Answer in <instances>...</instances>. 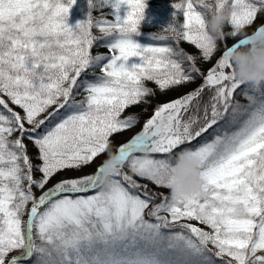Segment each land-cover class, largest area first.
<instances>
[{"label":"snow or ice","instance_id":"snow-or-ice-1","mask_svg":"<svg viewBox=\"0 0 264 264\" xmlns=\"http://www.w3.org/2000/svg\"><path fill=\"white\" fill-rule=\"evenodd\" d=\"M73 3L0 0V264H264V87H244L231 61L250 37L228 44L264 15V0H231L230 27L214 45L204 0H177L171 34L149 43L133 35L146 0H88L86 18L71 24ZM181 38L197 52L186 53ZM98 42L110 51L93 53ZM198 77L158 102L141 130L112 139L138 121L126 107L155 95L147 80L167 91ZM110 150L114 160L49 186ZM183 153L200 159L199 190L173 200L137 179L169 187Z\"/></svg>","mask_w":264,"mask_h":264},{"label":"clouds","instance_id":"clouds-1","mask_svg":"<svg viewBox=\"0 0 264 264\" xmlns=\"http://www.w3.org/2000/svg\"><path fill=\"white\" fill-rule=\"evenodd\" d=\"M204 2L213 5L206 12L203 31L207 43L214 45L222 37L225 25L231 21L234 4L231 3V0H221L219 5L214 4V0H204ZM167 25L163 26L159 32L171 34ZM244 36L250 37L249 42L232 50L230 53L231 61L236 77L245 84L259 89L264 86V28H258L251 33L244 34ZM115 155L116 153L110 150L106 159L114 160ZM174 168L172 183L169 186L171 199L176 200L181 194L200 189L204 177L201 174L199 157L188 153L178 154ZM113 171L114 168L109 163L100 178L103 188L110 186Z\"/></svg>","mask_w":264,"mask_h":264},{"label":"trees","instance_id":"trees-1","mask_svg":"<svg viewBox=\"0 0 264 264\" xmlns=\"http://www.w3.org/2000/svg\"><path fill=\"white\" fill-rule=\"evenodd\" d=\"M175 2H177V0H146V7L144 10V16L142 17L140 24H139V32L133 34L134 38L137 39L138 41H140L141 43L155 42V41H152L154 38L153 34L159 32L163 26H166L167 24H169L170 22L173 21V19H174L173 13L176 11L175 6H174ZM73 4L75 5L74 13H76L78 16L73 17L69 12L68 18L70 20L74 21V22H70L71 24H75V22L79 19L86 18V14L89 10L88 0H75V3H73ZM101 11L107 12V11H109V9L107 7L103 8V9H101V8H94L93 9L94 14H96V15H98ZM124 14H126V13H124ZM109 18H113V17L109 16ZM262 19H264V15L258 14L257 17L254 18L255 22L252 23L251 26H249L245 31L239 33L237 36L246 34V33L250 32L251 30H253V28L257 24L261 23ZM178 20L182 24V20H183L182 13L179 14ZM229 27H230V25L226 24L225 30H228ZM94 31L99 36V30L94 29ZM235 37L236 36L230 37L228 40V44H230V42ZM179 46L184 48L186 53H196L197 52V49L193 46V44L190 42H186L183 38H181V40L179 42ZM92 51H93V53H96V52H109L110 50L107 49L106 44L98 42L97 44H95L93 46ZM219 54L220 53L217 52L215 56H213L212 58H210L207 61H205L203 59H199L197 61L198 66L201 69H207L212 64V62L217 58V56ZM98 70L99 69H97V71ZM199 82H200V78L198 77V78L194 79V81L192 83H183L180 85L179 88H170L167 91H163V90H160L158 88V85L156 84V82L151 81V80H147L146 84L156 90L155 95H149L146 98L147 102H144V101L135 102L132 105L126 107L123 115L136 114L138 117V121L134 125L129 126V128L142 126L145 119L150 117L153 114L154 107L158 102L159 103L167 102L168 100L175 98V96L177 94H179L181 92H186L187 90L192 89ZM244 87H248V85L246 84V85H244ZM262 87H264V86H262ZM251 90L255 91L254 89H251ZM235 97H236V99L240 100L241 102H243L245 104L248 103L247 98L242 94V92L239 89L236 91ZM5 98L8 99L7 97H5ZM77 98H79V97H77ZM9 102H10L12 107L16 108L19 111V106L15 105L14 102H11V101H9ZM51 107H54V105ZM51 107H49L48 110H50ZM129 128L127 130H129ZM127 130H118L113 135L112 139L114 141H117L121 131L124 133ZM199 139H203V137L198 138V140ZM25 142L28 144L29 152L35 153L36 148L33 146L32 142L27 137H25ZM187 146H191V145H185V147H187ZM67 172H68V170L60 171L58 174H56L52 178V180H50V182L53 183L57 179H59L60 177H64V175ZM37 175H38V173H37ZM148 186L151 189H154V187H156V184L152 183V184H148ZM165 187L170 192V188L168 186H165ZM159 193H161V192H159ZM216 259L218 261V264H221L222 258L217 257ZM32 260H35V257Z\"/></svg>","mask_w":264,"mask_h":264},{"label":"rangeland","instance_id":"rangeland-1","mask_svg":"<svg viewBox=\"0 0 264 264\" xmlns=\"http://www.w3.org/2000/svg\"><path fill=\"white\" fill-rule=\"evenodd\" d=\"M74 10H75V5L73 4L72 6H71V8L69 9V12H70V14L73 16V17H77L78 15L76 14V13H74ZM68 22L70 23V22H74L73 20H70L69 18H68ZM258 25V24H257ZM243 38V36H239V37H237L236 39H242ZM236 39H234L233 41H232V43L236 40ZM19 110H21L20 108H19ZM48 111H51V109L50 110H48ZM47 113H44V114H42V115H46ZM141 127L142 126H140V127H131V128H129V130H127V131H125L124 133L121 131V133H120V135H119V137H118V140L117 141H120V140H126V139H128L129 137H131V135H133L135 132H137V131H139V130H141ZM41 130H43V129H41ZM115 150V149H114ZM106 156H107V153H104V154H101V155H98L95 159H94V161L93 162H91L90 164H88L87 166H85V167H82V168H79V169H76V168H71L64 176H72V175H77V174H83V173H90V172H92L105 158H106ZM137 179H139V180H142L143 181V183H145L146 185H148V184H155L154 182H152V181H150V180H147V179H145V178H141V177H137ZM58 180V179H57ZM54 183V182H53ZM52 183L50 182L49 183V186L51 185ZM165 189V186H162L159 190L160 191H163ZM155 190H156V188H155ZM34 191H36L37 192V194L39 193V191H40V189H38V188H36V189H34ZM166 193V192H165ZM166 195H169L170 196V192L167 194L166 193ZM189 222H191V223H197V224H199L201 227H205V228H207L208 226L207 225H205V224H203V223H201V222H199V221H196L194 218H192ZM210 247H211V245H210ZM18 252H20V251H23L22 249H18L17 250Z\"/></svg>","mask_w":264,"mask_h":264}]
</instances>
